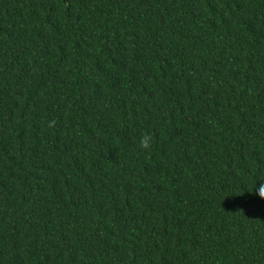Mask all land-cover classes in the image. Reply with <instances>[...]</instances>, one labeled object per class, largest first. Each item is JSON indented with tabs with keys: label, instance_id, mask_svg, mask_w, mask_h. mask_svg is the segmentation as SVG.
Instances as JSON below:
<instances>
[{
	"label": "trees",
	"instance_id": "obj_1",
	"mask_svg": "<svg viewBox=\"0 0 264 264\" xmlns=\"http://www.w3.org/2000/svg\"><path fill=\"white\" fill-rule=\"evenodd\" d=\"M259 176L264 0H0V264H264Z\"/></svg>",
	"mask_w": 264,
	"mask_h": 264
},
{
	"label": "clouds",
	"instance_id": "obj_2",
	"mask_svg": "<svg viewBox=\"0 0 264 264\" xmlns=\"http://www.w3.org/2000/svg\"><path fill=\"white\" fill-rule=\"evenodd\" d=\"M151 144H152V137L148 134L143 135L139 141V146L142 149H149L151 147ZM254 193L261 200H264V176L257 177Z\"/></svg>",
	"mask_w": 264,
	"mask_h": 264
}]
</instances>
